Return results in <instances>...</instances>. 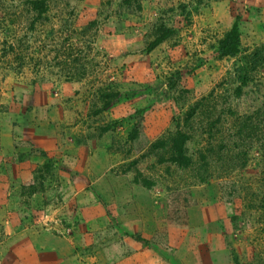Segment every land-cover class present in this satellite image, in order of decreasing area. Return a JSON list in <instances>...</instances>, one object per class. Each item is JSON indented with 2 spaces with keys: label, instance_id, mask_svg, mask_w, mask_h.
Returning <instances> with one entry per match:
<instances>
[{
  "label": "rangeland",
  "instance_id": "1",
  "mask_svg": "<svg viewBox=\"0 0 264 264\" xmlns=\"http://www.w3.org/2000/svg\"><path fill=\"white\" fill-rule=\"evenodd\" d=\"M28 1L0 0V264H264V70L234 94L264 0ZM235 19L240 53L216 60ZM175 129L187 169L151 148Z\"/></svg>",
  "mask_w": 264,
  "mask_h": 264
},
{
  "label": "trees",
  "instance_id": "2",
  "mask_svg": "<svg viewBox=\"0 0 264 264\" xmlns=\"http://www.w3.org/2000/svg\"><path fill=\"white\" fill-rule=\"evenodd\" d=\"M29 6L32 8L33 11H36L41 15V13L46 12V6L44 5L43 0H29L28 1ZM173 30L171 29H162V32L155 36L153 40L148 42L146 44V47L144 49L145 53L151 51L156 46H158L162 41H164L166 38H168L170 35H172ZM240 53V30H239V24L238 20L235 19L233 23L231 24L230 28L225 31V33L222 35V37L217 41L215 47H214V58L216 60H221L227 57L233 58L239 55ZM264 70V43L260 44L256 47H254L251 51L248 53L242 55L236 63V67L234 72L236 73V82L237 86L234 89V94L236 97H239L242 95V91L245 87L248 86V84L252 81V75L256 73L257 71ZM181 77V72L176 71L174 74H172L166 82V85L168 89H172L175 87V80H179ZM211 95L205 97L202 100H199L195 105H193L189 110L188 114L185 118V124H189L190 119L194 117L195 114H197V111L199 110L200 104L202 101L208 100ZM112 106V102H109L105 105L104 109H108ZM261 107H264V104H262ZM231 115H235L233 112H231ZM259 116V115H258ZM250 118V116L248 117ZM241 119V118H240ZM236 120V119H235ZM249 121V120H248ZM244 120L241 123H239L237 130L234 133V137L232 139L233 143L236 141H240L243 139V134L245 137L248 138V134L246 132L253 130V128H249V126H246V123L248 122ZM209 129H206L205 132L207 134L211 133V125H208ZM134 127L132 131V138L135 136V128ZM204 132V134H206ZM244 132V133H243ZM190 140V136L186 131H183L181 129H175L174 131L168 133V135L161 140L156 141L151 145V148H160L165 153V158H162L164 161L171 162L175 164L177 167L182 169H187L192 166L193 164V156L190 155L187 148V142ZM263 143L260 144V152L261 156L264 158V137H263ZM227 143V141H226ZM225 142H221L219 144V150L222 151L224 147H226ZM219 153V152H218ZM203 159H205L204 156H201ZM166 159V160H165ZM205 178H201V181L207 182L204 180Z\"/></svg>",
  "mask_w": 264,
  "mask_h": 264
},
{
  "label": "crops",
  "instance_id": "3",
  "mask_svg": "<svg viewBox=\"0 0 264 264\" xmlns=\"http://www.w3.org/2000/svg\"><path fill=\"white\" fill-rule=\"evenodd\" d=\"M18 131V130H17ZM26 135L25 137L31 142L32 144H37L39 147H46L48 144L49 140H46L45 137H42V139H38L36 135L33 134H24ZM18 138V137H17ZM13 142L14 138H12L11 132L9 131L8 127L6 124H4V120H0V160H4V166L9 167L10 164L5 163L7 161V157L9 156L10 153L13 152ZM12 165L11 167H13ZM8 170V168H7Z\"/></svg>",
  "mask_w": 264,
  "mask_h": 264
}]
</instances>
